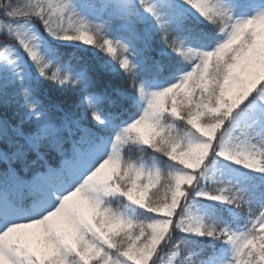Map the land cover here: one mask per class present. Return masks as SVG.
<instances>
[{"label": "snow or ice", "instance_id": "6c2138e0", "mask_svg": "<svg viewBox=\"0 0 264 264\" xmlns=\"http://www.w3.org/2000/svg\"><path fill=\"white\" fill-rule=\"evenodd\" d=\"M0 264H264V0H0Z\"/></svg>", "mask_w": 264, "mask_h": 264}, {"label": "trees", "instance_id": "16d2710c", "mask_svg": "<svg viewBox=\"0 0 264 264\" xmlns=\"http://www.w3.org/2000/svg\"><path fill=\"white\" fill-rule=\"evenodd\" d=\"M145 160H147V157H145ZM155 189H153V191H154Z\"/></svg>", "mask_w": 264, "mask_h": 264}]
</instances>
